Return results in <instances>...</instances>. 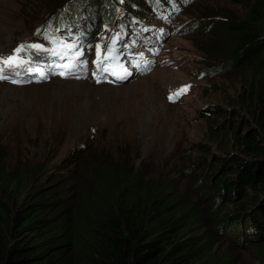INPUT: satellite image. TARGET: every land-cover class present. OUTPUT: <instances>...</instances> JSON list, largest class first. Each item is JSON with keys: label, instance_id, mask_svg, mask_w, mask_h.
Wrapping results in <instances>:
<instances>
[{"label": "rangeland", "instance_id": "1", "mask_svg": "<svg viewBox=\"0 0 264 264\" xmlns=\"http://www.w3.org/2000/svg\"><path fill=\"white\" fill-rule=\"evenodd\" d=\"M48 1L0 0V52L31 36L45 18ZM245 5L192 0L174 19L190 25L194 18L216 12L220 20L223 15L244 14ZM206 36H168L162 54L177 65L152 66L115 85L57 77L19 85L0 80V170L29 173L32 184L59 180V194L68 198L82 184L78 174H84L95 157L116 158L163 194L192 203L201 213L200 232L208 235L212 252L225 258L221 262L264 264V230L256 236V245L254 239L238 245L229 230L217 227L216 218L249 201L254 190L258 198L248 209L264 204V185L254 190L229 186L224 195L216 194L224 175L234 179V168L223 170L224 165L236 157H254L240 152L234 134L245 135L250 126L262 129L253 119L258 106L245 99L249 64L226 51L210 59L215 74L198 76L205 66L201 60L207 59L201 50L207 47ZM71 82H85L90 88L81 90ZM180 82L187 83L188 90L166 101L167 90ZM80 147L89 150L82 153Z\"/></svg>", "mask_w": 264, "mask_h": 264}, {"label": "trees", "instance_id": "2", "mask_svg": "<svg viewBox=\"0 0 264 264\" xmlns=\"http://www.w3.org/2000/svg\"><path fill=\"white\" fill-rule=\"evenodd\" d=\"M106 1L51 0L45 3L47 13L41 20L65 29L68 22L58 19L64 9L94 3L107 9ZM231 1L246 4L244 14L221 15L219 20V13L210 12L205 15L208 18H194L186 32L207 35L202 37L207 47L201 48L207 58L201 60L207 76L217 71L210 66V59L226 51L250 65L245 99L260 110L253 115L260 132L250 126L245 135L234 134L240 152L254 157H236L223 166V170L234 168L235 173L234 179L230 175L220 179L218 196L229 186L231 190H254L264 185V0ZM143 3L125 0L126 5ZM86 148L80 147V151L86 153ZM114 159L95 157L89 169L78 174L82 184L68 198L60 196L59 180L32 184L29 173L22 176L17 169L0 170V264L225 263L221 262L223 256L212 252L208 235L200 232L201 213L192 203L172 193L163 194ZM213 198L216 201V196ZM257 198L254 190L249 201L237 204L223 218L212 217H217L219 229L232 233L238 245L264 230V204L248 209L249 202ZM255 239L252 245L259 243Z\"/></svg>", "mask_w": 264, "mask_h": 264}, {"label": "snow or ice", "instance_id": "3", "mask_svg": "<svg viewBox=\"0 0 264 264\" xmlns=\"http://www.w3.org/2000/svg\"><path fill=\"white\" fill-rule=\"evenodd\" d=\"M157 3L160 0H156ZM59 29H52L51 32L48 30H43V38L48 40L51 44V48H45V46L41 43H21L16 48L12 50V53L4 56L0 54V80H9L10 74H15L19 76L20 70L23 69L27 73H39L37 79L46 78L47 73L41 67H32L30 66L35 61V58L38 57L41 52L47 53L50 57H57L61 61L57 63L53 61L52 67L63 69L58 74L61 76L68 75L73 69L79 68L82 65H86L87 61L82 59L84 53L83 51H75L77 47L83 49L84 45L79 38L72 40V42H67L64 38L58 37L55 35ZM42 30L37 29L36 35H41ZM119 33L114 34L110 43L103 45V55L102 53V45L96 44V54L97 59L92 63L97 64L98 68L102 67L104 71H108L110 65L106 62L108 60H118V54L116 53L115 45L119 38ZM69 37H71V33H69ZM125 48L128 45H124ZM31 50V51H29ZM67 59V62L63 61ZM124 75H117V79L124 80L128 75H131L124 69ZM115 74V73H114ZM95 75V73H94ZM13 83H18L20 81L12 80ZM99 83V79L97 80ZM188 85L183 86L180 89L175 90V92L170 93L169 100L174 101L180 95L187 91Z\"/></svg>", "mask_w": 264, "mask_h": 264}, {"label": "bare ground", "instance_id": "4", "mask_svg": "<svg viewBox=\"0 0 264 264\" xmlns=\"http://www.w3.org/2000/svg\"><path fill=\"white\" fill-rule=\"evenodd\" d=\"M54 18H51V21L53 20ZM55 22V21H54ZM51 23H53V22H51ZM51 23H50V20H49V24L51 25ZM149 65V64H148ZM146 67H149V66H146ZM138 68H140V69H146V68H143V67H138ZM76 69H78V68H76ZM134 70V69H133ZM58 78V77H57ZM130 80V79H129ZM128 81V80H127ZM71 83H73L74 85H76V86H78L79 87V89H81V90H83V89H85V88H90V86H87V84L85 83V82H71ZM141 84H143L142 82H140V84L139 85H141ZM148 89V94L150 95V88L148 87L147 88ZM148 94H147V96H148ZM151 96V95H150ZM149 96V97H150Z\"/></svg>", "mask_w": 264, "mask_h": 264}, {"label": "clouds", "instance_id": "5", "mask_svg": "<svg viewBox=\"0 0 264 264\" xmlns=\"http://www.w3.org/2000/svg\"><path fill=\"white\" fill-rule=\"evenodd\" d=\"M216 201H217V198H216ZM255 238H257V237H255ZM255 238H254V239H255Z\"/></svg>", "mask_w": 264, "mask_h": 264}]
</instances>
